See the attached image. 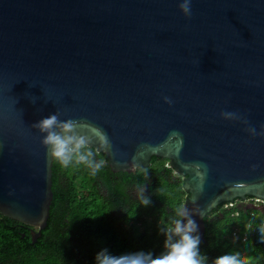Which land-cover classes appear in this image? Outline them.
Segmentation results:
<instances>
[{
  "label": "water",
  "instance_id": "95a60500",
  "mask_svg": "<svg viewBox=\"0 0 264 264\" xmlns=\"http://www.w3.org/2000/svg\"><path fill=\"white\" fill-rule=\"evenodd\" d=\"M179 2L0 0V213L32 241L53 160L31 125L56 111L107 132L114 172L168 158L202 240L218 204L264 200V137L220 116L264 124V0H192L191 18Z\"/></svg>",
  "mask_w": 264,
  "mask_h": 264
},
{
  "label": "trees",
  "instance_id": "16d2710c",
  "mask_svg": "<svg viewBox=\"0 0 264 264\" xmlns=\"http://www.w3.org/2000/svg\"><path fill=\"white\" fill-rule=\"evenodd\" d=\"M96 158L106 160L103 152ZM138 186L145 187L149 206L140 205ZM182 186L183 175L166 157L153 155L150 165L130 172H114L106 163L95 176L84 165L65 168L53 161V198L45 228L32 241L26 224L0 213V264H95L101 249L114 255L141 250L159 254L164 241L159 226L168 225L183 203ZM247 197L220 203L204 216L200 250L207 264L232 252H240L247 264H264V215L254 207L264 204Z\"/></svg>",
  "mask_w": 264,
  "mask_h": 264
},
{
  "label": "clouds",
  "instance_id": "9594fccd",
  "mask_svg": "<svg viewBox=\"0 0 264 264\" xmlns=\"http://www.w3.org/2000/svg\"><path fill=\"white\" fill-rule=\"evenodd\" d=\"M178 7L185 18L192 17V0H180ZM163 100L169 105L174 103L168 96H164ZM61 115V112L56 111L33 123L31 127L42 134L40 142L51 160L65 168L72 163L84 165L90 169V174L95 176L107 163L106 160L96 157L101 151H110L112 147L107 132L76 119L61 120ZM220 116L225 120L245 124V131L251 136L264 137V124L257 131L240 112L222 111ZM94 145H97L95 150ZM252 167L255 168L256 165ZM144 172L147 175V169H144ZM138 199L140 205L151 204L150 198L145 195L144 186H138ZM174 211L175 215L170 223L159 226V232L164 236L163 250L159 254L141 250L114 255L107 249H101L95 255V264H207L208 257L200 250L199 225L192 218L189 207L181 204ZM260 232L264 234V228H261ZM212 264H247V260L240 252H232L217 256Z\"/></svg>",
  "mask_w": 264,
  "mask_h": 264
},
{
  "label": "built area",
  "instance_id": "2783aa9c",
  "mask_svg": "<svg viewBox=\"0 0 264 264\" xmlns=\"http://www.w3.org/2000/svg\"><path fill=\"white\" fill-rule=\"evenodd\" d=\"M255 202H256L257 204H261V203L264 204V201H263L262 199H258V198H255ZM243 239H245V236H244Z\"/></svg>",
  "mask_w": 264,
  "mask_h": 264
},
{
  "label": "flooded vegetation",
  "instance_id": "af4514ba",
  "mask_svg": "<svg viewBox=\"0 0 264 264\" xmlns=\"http://www.w3.org/2000/svg\"><path fill=\"white\" fill-rule=\"evenodd\" d=\"M250 198H253V197H247V199L246 200H249ZM238 198H236L235 200H237ZM256 203V202H255ZM254 204V203H253Z\"/></svg>",
  "mask_w": 264,
  "mask_h": 264
}]
</instances>
